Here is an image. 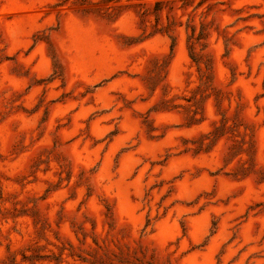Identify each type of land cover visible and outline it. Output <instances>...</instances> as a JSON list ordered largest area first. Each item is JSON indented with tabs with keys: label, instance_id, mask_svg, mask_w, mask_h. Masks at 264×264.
I'll list each match as a JSON object with an SVG mask.
<instances>
[{
	"label": "rangeland",
	"instance_id": "1",
	"mask_svg": "<svg viewBox=\"0 0 264 264\" xmlns=\"http://www.w3.org/2000/svg\"><path fill=\"white\" fill-rule=\"evenodd\" d=\"M0 264H264V0H0Z\"/></svg>",
	"mask_w": 264,
	"mask_h": 264
}]
</instances>
